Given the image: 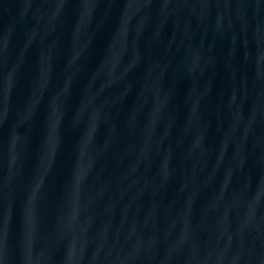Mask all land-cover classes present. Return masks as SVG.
Listing matches in <instances>:
<instances>
[{
  "label": "water",
  "instance_id": "95a60500",
  "mask_svg": "<svg viewBox=\"0 0 264 264\" xmlns=\"http://www.w3.org/2000/svg\"><path fill=\"white\" fill-rule=\"evenodd\" d=\"M0 264H264V0H0Z\"/></svg>",
  "mask_w": 264,
  "mask_h": 264
}]
</instances>
